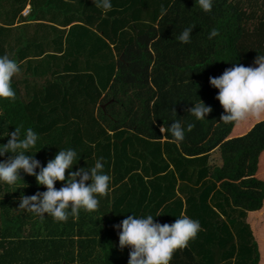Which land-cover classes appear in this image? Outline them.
<instances>
[{
	"label": "trees",
	"instance_id": "trees-1",
	"mask_svg": "<svg viewBox=\"0 0 264 264\" xmlns=\"http://www.w3.org/2000/svg\"><path fill=\"white\" fill-rule=\"evenodd\" d=\"M112 4L103 13L93 0H0V55L21 68L12 80L15 98H0V138L31 127L40 136L31 154L39 151L45 166L71 147L79 154L73 170L103 157L111 176L98 209L66 222L18 209L21 193L46 190L34 176L22 172L15 185L0 184V264H128L130 249L121 250L114 227L125 219L123 205L113 199L133 200L137 215L160 199L168 204L165 218L179 217V189L200 216L211 214L212 198L235 215L240 245L230 227H207L216 231L211 242L221 263L264 264V117L222 122L218 89L209 82L229 62L253 66L264 54V0H213L210 12L195 0ZM190 26V43L180 42ZM213 29L219 35L209 39ZM199 99L213 109L202 120L189 114ZM177 119L186 128L179 143L160 131ZM216 151L223 167L210 162ZM250 219L261 222L260 241Z\"/></svg>",
	"mask_w": 264,
	"mask_h": 264
},
{
	"label": "clouds",
	"instance_id": "clouds-1",
	"mask_svg": "<svg viewBox=\"0 0 264 264\" xmlns=\"http://www.w3.org/2000/svg\"><path fill=\"white\" fill-rule=\"evenodd\" d=\"M93 2L103 13L112 10V0ZM195 6L210 12L213 0H195ZM193 31V27H187L177 39L190 43ZM218 35L219 32L213 29L209 39ZM229 63L232 66L221 75L209 78L210 85L218 89L216 99L224 109L221 121L240 124L250 119L260 120L264 117V54L258 53L253 66H245L238 61ZM20 71L16 60L7 54L0 55V98H15L12 80ZM192 103L194 106L189 109V114L197 120L207 118L213 111L202 99ZM191 128L192 125L188 124L187 130ZM160 131L163 135L170 133L177 143L185 139L186 128L179 119L168 128L161 127ZM6 137L7 143L0 144V157L11 155L0 160V184L15 185L18 180H23V172L34 176L37 184L46 189L33 195L21 193L18 209L34 212L41 218L47 214L57 222H66L69 215L78 217L81 210H97L100 198L110 191L111 176L104 170L103 157L98 158L94 166L73 170L78 164L79 154L69 147L60 149L45 166L36 158L39 151L31 154L40 140L33 128L22 131L21 127H15L0 139ZM57 182H61L59 188L56 187ZM161 215L132 213L114 226L118 230L121 250L130 249L128 264H170L174 253L187 247L201 230L200 222L187 215L182 214L171 224L160 223L156 218Z\"/></svg>",
	"mask_w": 264,
	"mask_h": 264
},
{
	"label": "crops",
	"instance_id": "crops-1",
	"mask_svg": "<svg viewBox=\"0 0 264 264\" xmlns=\"http://www.w3.org/2000/svg\"><path fill=\"white\" fill-rule=\"evenodd\" d=\"M66 5H72L71 3L67 2ZM1 8V7H0ZM32 6H31V2L28 4L27 9L25 10V12L23 13V17H28L29 15L25 16V13L27 11H29V14L31 12ZM5 10L0 9V12H4ZM13 11V10H11ZM20 23V22H19ZM92 40V39H91ZM219 152V151H218ZM216 153V152H215ZM213 155V154H212ZM212 158V156H211ZM217 167H223V165H216ZM187 191V190H185ZM190 194L187 191V194L181 192V190H178V197L176 199V202H183V204L185 205L184 207V214L183 215H187L193 219H196L200 222L201 224V230L199 231L198 235L192 239L188 246L182 249L177 250L175 253H178L179 256L175 257V261L176 264H195V262H198L199 264H239V260L235 259L233 262H223L221 263V259L218 257L220 256V251L218 250V246L219 244H217V242L214 240L213 242H211V238L214 237L212 235L216 234V231L214 229L213 230H208L207 227L210 224H214V227H217V232H221L223 230V228H225L226 226L230 227L231 230L235 233L236 237H238V239L240 240L238 242V244L240 245L242 242V240L240 239V235L242 234V228L239 227L238 225L235 223L234 219L236 218L234 214L228 215V209L227 212L224 211V209H226V207H223L224 203L221 202H216V200L214 198H212L211 200H209V207H210V212L211 214H207L205 216H200L198 214L195 213V208L194 206L192 207V203H194L193 201L190 200ZM114 205H118V207H120L119 205L121 204L122 208L120 211L123 212V218H126L127 215H131L130 213V209L132 205H135V202H132L133 200H128V199H124L123 201L121 199H113ZM174 203V208H176L175 206V202ZM168 206V204H164L162 200L158 199V202L156 204H154V206L148 210V208H145L144 211H147L146 214H153L156 215L157 213L163 214L159 217H157L156 219L160 222V223H173L178 216H176V212L174 211L173 215H167L168 217L165 218L164 212L166 207ZM214 211L215 213L217 212L218 214H221L223 221H219V219L215 216V214L212 212ZM156 212V213H155ZM209 218L206 219V218ZM167 220V222H166ZM240 219H236V221H238ZM250 224L252 225L255 234L257 235L258 240L260 241V237H261V222L257 223L256 221H253L250 219ZM237 239V240H238ZM244 240V238H243ZM243 244H245L243 242ZM213 247V249H212ZM242 248V247H241ZM240 248V251H241ZM174 253V254H175ZM244 264V263H243Z\"/></svg>",
	"mask_w": 264,
	"mask_h": 264
},
{
	"label": "rangeland",
	"instance_id": "rangeland-1",
	"mask_svg": "<svg viewBox=\"0 0 264 264\" xmlns=\"http://www.w3.org/2000/svg\"><path fill=\"white\" fill-rule=\"evenodd\" d=\"M210 162L212 163V165H223L224 162L223 159H221V153L218 151H216V153L214 152Z\"/></svg>",
	"mask_w": 264,
	"mask_h": 264
},
{
	"label": "built area",
	"instance_id": "built-area-1",
	"mask_svg": "<svg viewBox=\"0 0 264 264\" xmlns=\"http://www.w3.org/2000/svg\"><path fill=\"white\" fill-rule=\"evenodd\" d=\"M27 15H29V11H27V12L25 13V16H27Z\"/></svg>",
	"mask_w": 264,
	"mask_h": 264
}]
</instances>
